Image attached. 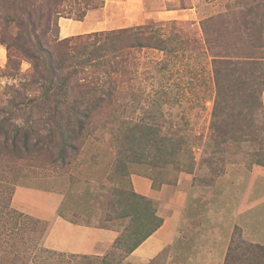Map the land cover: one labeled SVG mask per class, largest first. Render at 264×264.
Returning a JSON list of instances; mask_svg holds the SVG:
<instances>
[{"label": "trees", "instance_id": "1", "mask_svg": "<svg viewBox=\"0 0 264 264\" xmlns=\"http://www.w3.org/2000/svg\"><path fill=\"white\" fill-rule=\"evenodd\" d=\"M63 1L0 0V15L4 13L2 5L7 3L4 6H8V12L3 18L8 24L14 23L19 27L11 37L0 36V42L6 45L8 65L15 71L13 76L20 75L17 54L32 65L30 72L23 73L24 81L18 85L10 84L6 93L0 96H4V100H0V173L13 172L16 170V161L27 162L32 159L31 155L36 156L34 159L40 161V165H46L48 161L44 155L50 153L52 145L59 149L60 156L65 157L67 148L75 147L74 140L81 137L88 139L108 124L112 125L109 130L117 142L115 155L117 162L124 166V173L131 163L144 162L150 155L156 154L163 162H171V158L180 152L175 142V130L163 133L162 129H151L144 123L127 128L126 117L119 120L118 116L136 110L141 103L132 97L135 92L132 81L140 65L139 52L144 48L167 53L179 52L182 47L186 48L185 44L194 51L200 45L197 39L187 34L192 33V29L170 20L159 27L138 24L65 38L50 36L47 28L49 22L53 24V14L56 15L54 25L58 27V19L66 10L65 17L83 20L90 9L97 8L91 6L93 0H69L76 5L84 4L83 8L75 7L78 11L76 14L73 8L61 7ZM42 7H46V10H42ZM186 7L185 3H181V8ZM261 7L263 11L258 5L256 13L264 12V2ZM73 12L75 15H72ZM259 12L255 17L264 15ZM247 17L248 12L242 11L240 21H236L238 29L235 34L245 39L246 29L258 26L257 31L262 32L264 37V17L259 21H249ZM25 19L34 25L37 21L41 25L39 31L36 28L25 31ZM217 21V18L210 17L201 23L207 45L214 56L216 86V100L207 135L210 144L207 145L206 160L209 164L219 162L225 165L228 159L220 156L227 152L226 147L247 143L254 162L264 163V60L255 58V54H262V51L251 47L241 53V48L233 52L228 42L219 51L217 37L210 33L213 32L210 25H215ZM231 23L230 17L228 26ZM254 35L255 31L249 37L256 39ZM181 36L190 38L181 39ZM116 122L125 126L120 134L113 132ZM185 162L183 165L177 163L176 167L186 168L189 162ZM3 187H6V181L0 191ZM153 201L134 189L122 192L119 200L123 204L121 217L129 218V222L123 230L105 226L118 229L120 234L103 257V264H110V255L115 249L123 250L122 258L117 261V264H123L124 258H128L160 227L163 218L157 214ZM48 226V222L28 216L10 204L3 209L0 207V238H3L0 239V255L11 264H57L46 263V260L66 254L42 244ZM9 230L8 237H3V232ZM10 240L14 242L10 244ZM17 240H25L26 248L15 252L8 250L5 242L14 247ZM68 255L73 257L76 254ZM224 262L264 264V245L247 240L241 228L235 226Z\"/></svg>", "mask_w": 264, "mask_h": 264}, {"label": "rangeland", "instance_id": "2", "mask_svg": "<svg viewBox=\"0 0 264 264\" xmlns=\"http://www.w3.org/2000/svg\"><path fill=\"white\" fill-rule=\"evenodd\" d=\"M165 2L167 7L184 9L191 16V20L176 21L178 25L192 29L193 32H187V34L193 39H197L200 46L191 51L190 47L185 44L186 48L182 47L179 52L173 53L154 48L142 49L139 52L140 65L132 81L135 90L132 97L140 100L141 103L136 110H130L124 116L122 114L121 117L118 116V119L122 118L123 120L126 117L127 128H131L137 123H144L151 129H162L163 133L171 129L175 130L174 132H177L175 142L180 149L178 155L171 158L172 161L169 163L158 159L156 154L150 155V158L144 162L131 163L129 169L124 173V166L117 162L115 155L117 142L109 130L112 125L108 124L105 128L102 127L103 129L99 128L98 132L93 133L88 139L81 137L74 140L75 147H68L65 157L60 156L59 149L52 145L50 153L44 155L48 161L46 165H40V161L34 159L36 156L31 155L32 159L27 162L16 161L14 164L16 170L13 172L0 173V188L6 181V187L0 191V207L3 209L8 204L12 207L13 190L18 184L57 190L65 195L64 203L69 207L66 212L73 220L115 226L123 230L124 226L128 224L129 218L121 217L123 204L119 200L122 198L124 190L134 189L133 174H143L152 179L153 184L157 187H161L163 184H168L172 190H178L183 186L184 190H188L190 187V197L194 202L188 209L190 219H187L180 237L160 255L143 264H222L220 263L223 261L222 257H218L216 252L210 248L212 244L208 245V242L202 239L206 237L208 228L214 227V231L217 228L219 239V233L222 231L223 237H227L231 242L235 226H239L244 237L251 241L240 223L254 224L257 216L249 212L250 216L245 215V218L242 219L241 216V218L237 216V213L246 205L243 198L250 197L249 200L247 199V207L250 203L253 205L259 196L264 198V163L254 162L253 154H251V150L248 151L250 147L247 143H243L241 146L238 144L228 145L227 152L220 156L228 159L225 165H221L219 162L209 164L206 160V150L209 148L207 145L210 144L207 135L210 131L213 106L216 100V86L213 72L214 56L207 45L206 34L202 31L201 23L210 17L217 18V23L213 26L210 25V29L213 31L210 33L214 35L213 37H217V44L220 45L219 51L223 50L228 42L233 52L239 48H241L240 53L243 50L248 51L251 47L259 49L262 54L258 53L257 56L255 54V58L264 60V46H262L264 37L262 32L257 31L258 26L246 29L245 39H241L235 34L238 29L236 21L237 19L240 21L242 11L248 12L249 21H253V19L259 21L264 17V12L261 11H257V13L259 12L263 16L255 17L258 5L263 11L261 5L264 0H165ZM181 3H185L187 7L181 8ZM105 4L106 0H93L91 6H97V8L90 10L102 9ZM4 5H2L4 13L0 15V36L8 38L17 32L19 27L5 21L3 16L7 14L8 6ZM61 7L73 8L77 14L78 11L75 7L83 8L84 4L76 5L73 1L65 0ZM148 8L152 10L153 7ZM41 9L46 10V7ZM101 11L104 12V9ZM75 12L72 15H75ZM120 12L118 5L114 3L110 14ZM229 12L231 16L228 15ZM38 15L40 14L36 16ZM61 15L60 17H65L67 10ZM52 16L53 24L49 22L47 33L50 36L60 37V17L58 27H55L56 15ZM230 17L232 23L231 26H228L227 20ZM33 19L35 20L34 17ZM25 21L26 26H23V29L27 32L34 28L39 31L41 28L37 21L36 25L30 20L25 19ZM139 22L141 25L154 24V27H159L166 21L144 18ZM115 28L117 27L112 29ZM253 31H255L253 38L256 39L249 37ZM260 36L263 38L259 39ZM181 37V39L190 38ZM0 44L2 45L1 42ZM3 46L6 49V45ZM17 58L20 61L19 76H13L14 69L8 65L7 60V64L0 66L2 67L0 69V96L2 93H6L7 86L10 84L18 85L24 81L23 73L30 72L32 69L30 61L19 54H17ZM0 100L3 101L4 96ZM114 125L113 132L115 134H120L125 128L121 122H116ZM260 146L261 144H259ZM185 161L189 162H187L186 168L176 167L177 163L183 165L186 163ZM4 175L7 176L4 177ZM180 179L182 183H180ZM153 205L155 209H158L156 201H153ZM5 215L8 217L7 213ZM10 232L11 230L7 233L3 232V237H8ZM237 238H239L238 234ZM13 242L10 240V244ZM5 244L8 250L14 252L27 246L25 240H17V245L14 247L6 242ZM204 247H208V250H204ZM66 255H55L46 260V263L103 264L105 256L74 255L69 257ZM122 255V249H115L110 255V264H117ZM0 258V264H11L10 261L6 262L5 257L0 255ZM224 261L223 264H225ZM124 263L134 264L128 258H124Z\"/></svg>", "mask_w": 264, "mask_h": 264}, {"label": "crops", "instance_id": "3", "mask_svg": "<svg viewBox=\"0 0 264 264\" xmlns=\"http://www.w3.org/2000/svg\"><path fill=\"white\" fill-rule=\"evenodd\" d=\"M114 3L121 10L118 14H110ZM148 7L153 8L150 10ZM102 9L104 12L101 11ZM102 9L89 10L83 20L60 17V37L107 30L115 26L117 28L132 26L140 24L139 21L144 18L161 21L192 19L184 9L167 7L165 0H106ZM6 60V49L0 44V66H3ZM132 183L137 193L158 203L157 214L163 218L160 227L128 257L134 264H143L160 255L180 237L182 228L186 225L187 219H190L188 209L194 202L190 197V187L188 190H184V186L179 187L178 190H172L168 184H163L156 188L153 186L152 179L143 174H133ZM252 193L254 194V190ZM243 199L246 205H242L243 208L237 216L243 219L245 215L250 216L249 212H251L257 216V220L254 224L240 223V226L251 241L264 244V198L259 196L253 205L249 204V207H247L248 200ZM64 202L65 195L60 191L18 184L14 189L11 204L14 209L49 223L42 241L45 247L66 254L95 257L106 255L120 231L112 227L73 220L66 212L69 207ZM215 230L214 227L208 228L206 237L202 240L207 241L208 245L212 244L210 248L224 261L230 239L223 237L222 231L219 233V239L217 228ZM204 250H208V247H204ZM223 261L220 263L223 264Z\"/></svg>", "mask_w": 264, "mask_h": 264}]
</instances>
